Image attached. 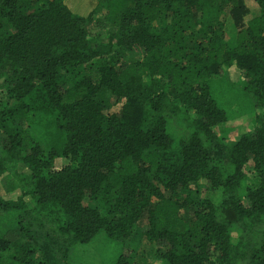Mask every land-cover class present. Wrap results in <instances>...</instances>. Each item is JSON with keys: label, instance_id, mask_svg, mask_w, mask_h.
Instances as JSON below:
<instances>
[{"label": "trees", "instance_id": "1", "mask_svg": "<svg viewBox=\"0 0 264 264\" xmlns=\"http://www.w3.org/2000/svg\"><path fill=\"white\" fill-rule=\"evenodd\" d=\"M232 68L253 118L231 140ZM142 224L163 264H264V0H0V264H147Z\"/></svg>", "mask_w": 264, "mask_h": 264}, {"label": "rangeland", "instance_id": "2", "mask_svg": "<svg viewBox=\"0 0 264 264\" xmlns=\"http://www.w3.org/2000/svg\"><path fill=\"white\" fill-rule=\"evenodd\" d=\"M67 7L72 11L80 14L81 16H87L91 7L94 6L95 0H64ZM235 29L232 26V20L227 18L225 20L224 25V34L225 38L231 40L234 35ZM133 55L130 51L121 50L118 51L117 54L111 55L105 58L107 62H117L119 63H128L129 59ZM241 76L240 73L232 68L228 72L221 73L218 78L211 82V89L214 94L217 95L215 98L218 103L222 106H226L228 108V114H230L228 126L230 128V138L232 140L233 136H238L241 133H244L249 130V126L252 123L253 111L249 110L252 108V102L248 98H241L239 95L227 94L229 91L239 90L241 87ZM119 106L114 107L111 111L118 110ZM230 110V112H229ZM113 111V112H114ZM42 114H36L31 117L32 124L30 128V134L34 141L38 139L40 134L43 131L42 124L45 122L41 121ZM41 123V124H38ZM234 129V131L232 130ZM180 129H176V133H178ZM64 159H58L55 161V166L59 167L60 165H64ZM243 172L245 173V177L250 179L252 178V172L250 170V164H246L244 166ZM15 197V195H13ZM29 206H31L28 203ZM144 225L137 226V232L134 234V238L132 239L135 245L139 246V250L144 252V255L147 259V264H163L158 261L155 257L154 247L150 246L143 237L142 230ZM107 250H102L100 244L95 243L91 246H77L71 248L70 253L68 255L69 261L71 264H100V257L106 256Z\"/></svg>", "mask_w": 264, "mask_h": 264}]
</instances>
